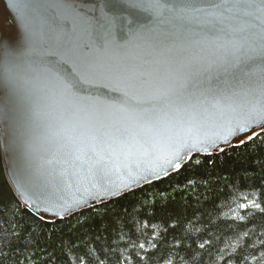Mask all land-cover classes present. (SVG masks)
<instances>
[{
  "label": "snow or ice",
  "instance_id": "1",
  "mask_svg": "<svg viewBox=\"0 0 264 264\" xmlns=\"http://www.w3.org/2000/svg\"><path fill=\"white\" fill-rule=\"evenodd\" d=\"M22 7L33 13L21 17L25 51L0 36V135L43 113L49 138L73 163L87 158L102 171L150 157L159 178L192 152L223 151L264 129V0H97L90 12L99 17L61 0ZM101 20L103 59L84 50ZM69 24L83 49L59 43ZM210 120L222 121L211 136L202 131Z\"/></svg>",
  "mask_w": 264,
  "mask_h": 264
},
{
  "label": "trees",
  "instance_id": "2",
  "mask_svg": "<svg viewBox=\"0 0 264 264\" xmlns=\"http://www.w3.org/2000/svg\"><path fill=\"white\" fill-rule=\"evenodd\" d=\"M191 157L163 178L46 221L14 195L0 152V264H264V132Z\"/></svg>",
  "mask_w": 264,
  "mask_h": 264
},
{
  "label": "water",
  "instance_id": "3",
  "mask_svg": "<svg viewBox=\"0 0 264 264\" xmlns=\"http://www.w3.org/2000/svg\"><path fill=\"white\" fill-rule=\"evenodd\" d=\"M32 2L33 0H0V36L4 38L6 45L11 43L13 50L18 53L25 51L28 39L21 17L24 21H29L33 16L29 9L22 6ZM61 2L72 5L82 16L99 17V12H90V8L97 0H61ZM58 23L63 24L65 21L58 20ZM102 24V20L93 24L91 35L86 38L91 42L90 46L84 49L101 59L104 58V54L99 49L101 41L98 37L103 36L105 32L101 27ZM68 27L70 30L59 43L75 49H83L85 38L80 29L72 28L71 24ZM117 37L119 38L118 30ZM3 56L4 53L0 50V59H3ZM4 94H7L6 89ZM250 107L251 105L234 115L245 116ZM50 123L43 113H38L31 119H21L11 129L6 128L4 135H0L1 161L8 184L18 200L43 220L55 221L67 217L76 211L100 204L177 171L169 170L167 175L161 174L159 178L152 176L151 170L155 167L156 161L150 157L122 161L119 168L109 163L102 171L90 167L91 161H87V158H85L86 162L73 163L69 149L60 147L49 138ZM220 123L221 120L215 122L210 120L202 131L211 136L217 131V125ZM252 131L259 134L264 132V129L254 127ZM239 139L233 137L230 145L221 144L220 147L224 149L240 145ZM209 152L218 153L220 150L209 148ZM196 153L200 152L190 154ZM129 172L132 173L131 176ZM125 184L131 186L124 189ZM112 192L115 194L105 195ZM78 200L86 203H75Z\"/></svg>",
  "mask_w": 264,
  "mask_h": 264
}]
</instances>
